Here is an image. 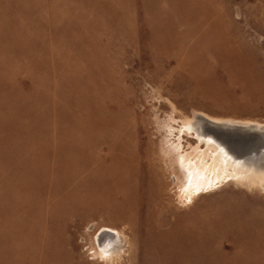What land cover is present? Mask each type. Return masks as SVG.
I'll use <instances>...</instances> for the list:
<instances>
[{
    "label": "rangeland",
    "instance_id": "1",
    "mask_svg": "<svg viewBox=\"0 0 264 264\" xmlns=\"http://www.w3.org/2000/svg\"><path fill=\"white\" fill-rule=\"evenodd\" d=\"M201 115L264 125V0H0V264H264L262 189L183 191Z\"/></svg>",
    "mask_w": 264,
    "mask_h": 264
},
{
    "label": "bare ground",
    "instance_id": "2",
    "mask_svg": "<svg viewBox=\"0 0 264 264\" xmlns=\"http://www.w3.org/2000/svg\"><path fill=\"white\" fill-rule=\"evenodd\" d=\"M261 124L252 120L203 115L197 119L186 117L183 128L187 127L190 130L191 133L188 132V135L197 144L195 156L189 152H182L179 156V165L187 180L184 193L197 191L201 186H211L214 184L213 181L223 176L231 183L244 188L259 187L264 192V125ZM235 125L249 129L236 130L235 127H230ZM183 131L185 130H180L179 133ZM234 133L238 134V139H234ZM178 147H181V137ZM202 147L205 150H202ZM115 231L118 234V241L112 249L102 253L104 256H110L122 248L123 233ZM106 235L110 236L109 233L104 236ZM107 239L102 237L99 241Z\"/></svg>",
    "mask_w": 264,
    "mask_h": 264
},
{
    "label": "water",
    "instance_id": "3",
    "mask_svg": "<svg viewBox=\"0 0 264 264\" xmlns=\"http://www.w3.org/2000/svg\"><path fill=\"white\" fill-rule=\"evenodd\" d=\"M226 126H229V125H226ZM230 127H235L236 130H240V129H243V130H245V129H249V127H245V126H244V127H241V126H237V125H235V126H230ZM238 137H239L238 134H235V133H234V139H235V138L238 139Z\"/></svg>",
    "mask_w": 264,
    "mask_h": 264
}]
</instances>
